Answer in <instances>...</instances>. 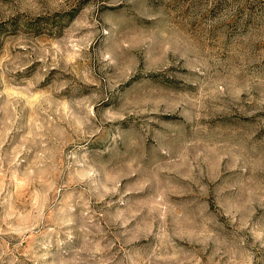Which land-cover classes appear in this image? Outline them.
Listing matches in <instances>:
<instances>
[{"label":"rangeland","instance_id":"374dc122","mask_svg":"<svg viewBox=\"0 0 264 264\" xmlns=\"http://www.w3.org/2000/svg\"><path fill=\"white\" fill-rule=\"evenodd\" d=\"M0 264H264V0H0Z\"/></svg>","mask_w":264,"mask_h":264}]
</instances>
